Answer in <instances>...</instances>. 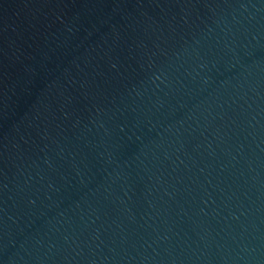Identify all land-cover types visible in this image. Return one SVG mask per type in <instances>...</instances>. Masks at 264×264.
<instances>
[{
  "label": "water",
  "instance_id": "1",
  "mask_svg": "<svg viewBox=\"0 0 264 264\" xmlns=\"http://www.w3.org/2000/svg\"><path fill=\"white\" fill-rule=\"evenodd\" d=\"M0 264H264V0H0Z\"/></svg>",
  "mask_w": 264,
  "mask_h": 264
}]
</instances>
